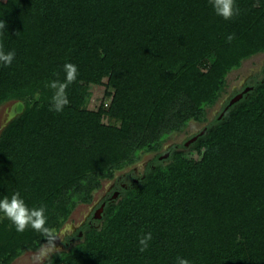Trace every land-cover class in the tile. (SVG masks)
I'll list each match as a JSON object with an SVG mask.
<instances>
[{
  "label": "trees",
  "instance_id": "trees-1",
  "mask_svg": "<svg viewBox=\"0 0 264 264\" xmlns=\"http://www.w3.org/2000/svg\"><path fill=\"white\" fill-rule=\"evenodd\" d=\"M235 3L240 14L224 20L209 0H0V43L16 54L0 66V106L25 104L0 144V199L45 205L58 232L103 180L152 155L45 264H264V77L209 120L228 75L264 53V0ZM66 63L79 75L57 113L46 84L64 80ZM92 85L106 86L96 109ZM193 121L207 123L195 141L164 149ZM43 243L0 214V264Z\"/></svg>",
  "mask_w": 264,
  "mask_h": 264
},
{
  "label": "rangeland",
  "instance_id": "rangeland-1",
  "mask_svg": "<svg viewBox=\"0 0 264 264\" xmlns=\"http://www.w3.org/2000/svg\"><path fill=\"white\" fill-rule=\"evenodd\" d=\"M256 76L264 77V53H260L245 60L241 68L233 70L228 75V86L226 88V92L217 105L209 111V120H212L217 114H219L221 109L235 96V94L239 91H242L249 81ZM91 90L92 98L87 101L86 107L96 109L104 100L106 86L92 85ZM17 102L18 101L11 100L0 106V144L7 126H9L11 123H14L21 114L16 111ZM206 124L207 123H199L196 121L191 122L184 132L173 135L169 139L168 144L165 145L164 149H167L169 146H172L175 143L181 144L188 141L192 136L199 133ZM206 153V145H203L199 151L194 153L198 166L203 165ZM151 157V154H146L144 156V160L138 163L135 167H128L123 171L118 172L116 180L124 181L128 177V174L136 177L143 175ZM117 181L113 179L103 180L101 188L95 191L93 200L89 204H80L75 208L68 221L64 224V226L70 225L72 231L69 235L62 237V241L58 240L56 242L57 250L69 247L71 243L66 242L69 237H72V242L78 241L79 239L75 238L74 234L79 232L81 236V228L87 222L92 220V217L94 218V214L101 216L103 211H100L101 209H97L101 206V203L106 199V197H108L113 192L115 186L117 185ZM35 252L36 251L25 252L12 264H32L31 258Z\"/></svg>",
  "mask_w": 264,
  "mask_h": 264
},
{
  "label": "clouds",
  "instance_id": "clouds-1",
  "mask_svg": "<svg viewBox=\"0 0 264 264\" xmlns=\"http://www.w3.org/2000/svg\"><path fill=\"white\" fill-rule=\"evenodd\" d=\"M209 3L215 14L224 20H231L233 17L238 16L241 11L236 5L235 0H209ZM5 28V21L0 20V34L3 33ZM233 39H235L234 34L227 36L229 43ZM15 55L14 50L5 51L3 44L0 43V66L10 67L15 59ZM63 71L65 73L63 81L56 79L46 84V87L53 90L49 110L57 113L62 112L65 106L69 104L67 89L69 85L76 82L79 75L77 66L72 63H66L63 66ZM54 75L58 76V73H54ZM46 211L45 205L29 208L19 192L13 193L10 198L5 196L0 199V214L11 222L18 233H23L31 228L39 233L45 241L33 254L31 258L32 264H45V261L56 253V242L58 240L62 241L61 238L69 235L72 231L70 225H65L59 232L49 227L48 217L45 214ZM151 240L152 234L150 232L138 238L139 251L141 253L147 251ZM176 264H190V261L178 256Z\"/></svg>",
  "mask_w": 264,
  "mask_h": 264
},
{
  "label": "water",
  "instance_id": "water-1",
  "mask_svg": "<svg viewBox=\"0 0 264 264\" xmlns=\"http://www.w3.org/2000/svg\"><path fill=\"white\" fill-rule=\"evenodd\" d=\"M250 89H251V87H247L245 90H243V92H240V93L236 94V95L230 100L229 105H231V104L235 103L236 101H238V100L243 96V94H244L245 92L249 91ZM24 108H25V104H24V102H22V101H18V102H17V110H16V111L19 112V113H22V112L24 111ZM203 132H204V130H202V131H200L199 133L195 134L192 138H190L188 141H186L185 144H186V145H189L190 143H192L193 141H195V140L198 138V136H199L200 134H202ZM100 211H101V210H100Z\"/></svg>",
  "mask_w": 264,
  "mask_h": 264
},
{
  "label": "flooded vegetation",
  "instance_id": "flooded-vegetation-1",
  "mask_svg": "<svg viewBox=\"0 0 264 264\" xmlns=\"http://www.w3.org/2000/svg\"><path fill=\"white\" fill-rule=\"evenodd\" d=\"M193 137V136H192ZM191 137V138H192ZM171 146H169L167 149H169ZM168 155V153H166V155H164V156H162V157H166ZM117 186V185H116ZM115 186V188H114V190H113V192L108 196V197H106V199L101 203V206L97 209V210H100L101 209V211H103L104 212V209H105V207H106V203H107V198H115V197H117L118 196V194H119V192H118V190H117V187ZM103 212H102V214H101V216H98L97 214H94V218L95 219H100L101 217H102V215H103ZM96 216H98V217H96ZM93 219V218H92ZM95 219H93V220H90L89 222L92 224V225H95L96 224V220ZM82 233V232H81ZM82 235V234H81Z\"/></svg>",
  "mask_w": 264,
  "mask_h": 264
}]
</instances>
